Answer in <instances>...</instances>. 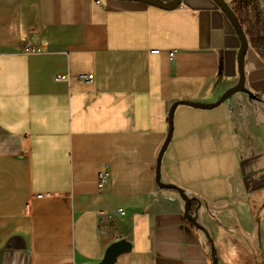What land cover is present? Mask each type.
Returning <instances> with one entry per match:
<instances>
[{
    "label": "crops",
    "instance_id": "crops-1",
    "mask_svg": "<svg viewBox=\"0 0 264 264\" xmlns=\"http://www.w3.org/2000/svg\"><path fill=\"white\" fill-rule=\"evenodd\" d=\"M26 44L38 52L25 53ZM238 48L212 0L172 10L0 0V264H105L118 242L112 264H211L212 250L216 264H264V133L255 129L263 89L222 108L174 111L160 180L187 193L210 239L187 219L179 194L155 182L170 107L217 101L238 81ZM255 57L248 47L245 61ZM65 74L68 81L53 80ZM224 114L249 139L228 169L196 164L220 152L206 148L223 139L214 127Z\"/></svg>",
    "mask_w": 264,
    "mask_h": 264
},
{
    "label": "rangeland",
    "instance_id": "rangeland-1",
    "mask_svg": "<svg viewBox=\"0 0 264 264\" xmlns=\"http://www.w3.org/2000/svg\"><path fill=\"white\" fill-rule=\"evenodd\" d=\"M255 7L257 8V11H255ZM237 13L244 23V32L249 29H251L252 31L253 38H251L254 39L255 42H250L249 38L247 36L246 37L248 41L250 55H254L256 57L254 61L252 59H247V61H245V63L247 64V72H245L246 91L238 92L234 95L246 96L248 99L252 100L251 97L254 98V95L256 93L262 91L261 89L264 90V83H262L261 86L257 85L259 84V81H264V0H255V5L253 4L252 0H243L239 8H237ZM259 22L261 24H259ZM261 71L263 73H261ZM247 92H249L252 96ZM218 108L222 107L220 106ZM259 113L260 112L258 111L256 115L255 129L257 135L264 133V124L260 121V116H264V112H262L263 114ZM216 122H218L219 125H216L214 128L219 129L223 132V139L217 144H208L206 151H208V153L215 151L220 152L216 154H206L207 157L197 158L194 162L196 164L207 163L208 165H212V162L217 161L223 163L224 168L228 169L231 163L234 162L236 150L238 151L237 146H242V143L249 138L238 134V130H235L237 132H232L234 131L232 130L234 126H231V123L227 120L225 114L224 116L222 115L219 120H216ZM168 154L169 153H167L166 156H168Z\"/></svg>",
    "mask_w": 264,
    "mask_h": 264
},
{
    "label": "water",
    "instance_id": "water-1",
    "mask_svg": "<svg viewBox=\"0 0 264 264\" xmlns=\"http://www.w3.org/2000/svg\"><path fill=\"white\" fill-rule=\"evenodd\" d=\"M120 1H134V2H140L143 4L155 6L161 9L165 10H172L176 8L181 0H172L169 2H161L160 0H120ZM219 8L220 10L225 14V16L228 18L230 21L234 31L236 32V35L239 39V48L237 51V73H238V81L237 83L227 89L221 96L220 98L215 101L214 103H209V104H202V103H195V102H188V101H177L172 104L170 107L169 113H168V133L166 136V139L159 151V154L156 159V169H155V182L158 187L164 188V189H173L175 190L179 196L184 200V214L187 217V219L190 221V223L201 230L205 236L210 239L209 234L206 232V230L201 227L199 224L196 223L195 218L192 217L189 213V208H190V199L187 196V193L182 190L181 188L173 185V184H165L161 182L160 180V170H161V161L163 154L171 140L172 137V131H173V117H174V111L177 106L179 105H184L196 109H203V110H211L214 109L218 106H220L224 101L229 99L231 96L238 92H244L246 91L245 88V82H246V74H245V59H246V54L248 50V41L246 34L237 18L235 15L233 9L224 1V0H212ZM250 94L249 92H247ZM251 95V94H250ZM252 96V95H251ZM124 247V242H118L113 244L110 249L108 250V253L106 255V260L105 264H112L115 260V257L118 253L122 251V248ZM214 250L211 251V264H216V259L214 255Z\"/></svg>",
    "mask_w": 264,
    "mask_h": 264
},
{
    "label": "built area",
    "instance_id": "built-area-1",
    "mask_svg": "<svg viewBox=\"0 0 264 264\" xmlns=\"http://www.w3.org/2000/svg\"><path fill=\"white\" fill-rule=\"evenodd\" d=\"M24 52L25 53H35V52H38V49L36 47H33L31 44H26L24 46ZM152 54H157L159 53L158 50H153L151 52ZM169 59L170 60H173L174 56H175V51H169ZM76 79L80 82H90L92 81L93 79V76L92 75H86V74H79L77 76H75ZM69 79V75L68 74H65V75H56L53 77V80L55 82H59V81H68ZM108 178V174L107 172L103 171V172H99L98 175H97V186L98 188H102L106 182ZM43 195L41 194H38L37 195V198H42ZM120 213H122V210H119Z\"/></svg>",
    "mask_w": 264,
    "mask_h": 264
},
{
    "label": "trees",
    "instance_id": "trees-1",
    "mask_svg": "<svg viewBox=\"0 0 264 264\" xmlns=\"http://www.w3.org/2000/svg\"><path fill=\"white\" fill-rule=\"evenodd\" d=\"M241 2H243V0H233V1H232V8H233V11H234L235 15L237 16V18H238V20H239L241 26H242V28H243V27H244V23H243V21L241 20V18L239 17V15H238V13H237V8H239ZM252 2H253V4L255 5V0H252ZM255 11H257V8H256V7H255ZM259 24H261V23L259 22ZM245 34H246V36L249 38L250 42H253V41L255 42V40L252 39L253 36H252V31H251V29L246 30ZM251 37H252V38H251ZM263 95H264V94H263ZM260 96H261V94H259V93L254 95V97H257V98L260 97Z\"/></svg>",
    "mask_w": 264,
    "mask_h": 264
},
{
    "label": "flooded vegetation",
    "instance_id": "flooded-vegetation-1",
    "mask_svg": "<svg viewBox=\"0 0 264 264\" xmlns=\"http://www.w3.org/2000/svg\"><path fill=\"white\" fill-rule=\"evenodd\" d=\"M256 94H258V93H256Z\"/></svg>",
    "mask_w": 264,
    "mask_h": 264
}]
</instances>
